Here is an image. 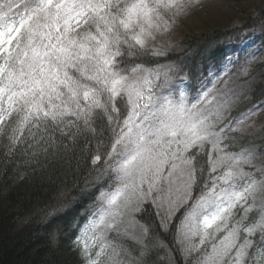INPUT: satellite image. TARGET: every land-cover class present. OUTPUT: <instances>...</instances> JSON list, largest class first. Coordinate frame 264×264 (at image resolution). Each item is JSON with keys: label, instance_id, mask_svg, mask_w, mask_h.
Wrapping results in <instances>:
<instances>
[{"label": "snow or ice", "instance_id": "snow-or-ice-1", "mask_svg": "<svg viewBox=\"0 0 264 264\" xmlns=\"http://www.w3.org/2000/svg\"><path fill=\"white\" fill-rule=\"evenodd\" d=\"M191 3L0 0V134L10 130L13 148L32 138L35 156L47 155L40 142L57 133L75 142L96 132L97 119L109 125L108 144H98L91 159L95 180L108 182V189L100 192L93 218L77 238L85 264H122L107 233L118 232L123 217L140 211L144 201L158 215L163 210L161 227L183 210L177 242L185 253H201L199 264L264 260V158L255 147L229 150L233 134L251 127L256 106L226 117L237 103L227 80L214 81L190 101L186 90L176 88L171 66L161 72L135 63L150 51L159 54L150 43ZM254 42L247 33L237 38L242 48ZM241 72L247 75L248 67ZM41 130L47 140L37 139ZM193 149L207 155L202 185L198 173L204 169L189 155ZM237 208L243 215L232 222Z\"/></svg>", "mask_w": 264, "mask_h": 264}, {"label": "trees", "instance_id": "trees-1", "mask_svg": "<svg viewBox=\"0 0 264 264\" xmlns=\"http://www.w3.org/2000/svg\"><path fill=\"white\" fill-rule=\"evenodd\" d=\"M232 23L186 34L182 44L163 43L162 47L155 42L151 48L159 54L150 51L135 63L148 68L171 66L175 78L185 79L188 91L200 94L211 86L212 73L218 74L231 54H238V60L244 62L245 56L237 49V38L244 31L260 28L259 41L264 43V9L237 8ZM246 81L251 82L250 87L227 116H238L264 102V60L251 65ZM122 112L126 115L123 108ZM94 127L95 133L85 132L75 142L57 133L47 144L40 142L47 155L41 151L35 156L37 149L29 147L36 143L32 138L13 148L8 139L10 130L0 134V264H85L75 239L81 225L96 211L100 192L108 189V182L95 180L91 159L98 144H108L111 132L106 119H97ZM41 135L47 140L42 130L37 139ZM233 135L237 139L230 151L255 147L264 153V119L242 135ZM198 151L193 149L189 155L196 156V167L204 169L202 176L198 173L202 185L208 179L207 155H197ZM180 215L161 227L164 214L158 215L150 201L142 204L135 217L148 229L144 245L129 241L138 264H196V257L188 256L177 242Z\"/></svg>", "mask_w": 264, "mask_h": 264}, {"label": "rangeland", "instance_id": "rangeland-1", "mask_svg": "<svg viewBox=\"0 0 264 264\" xmlns=\"http://www.w3.org/2000/svg\"><path fill=\"white\" fill-rule=\"evenodd\" d=\"M252 7L264 9V0H192V3L189 5V7H187L185 11L176 18L175 23L172 25V28L163 35L158 36L157 39L154 42H151L149 46L152 47L153 43L155 42L161 44L162 47L163 43L167 44V46L172 44H182L186 34H195L209 28H218L232 25V21L234 20L237 13V8ZM246 33L251 35L252 39L255 42L248 48H242L241 46L237 48L238 53L243 54V56L246 57L244 59V62L242 63L238 60V54H231L230 52L231 55L228 59L225 60L224 64L221 67V71L218 74L212 73L213 81L211 86H209V88H212L213 82L217 81L218 79L222 81L227 80V87L231 89L233 94H235L237 102L243 96H245V92L251 85L250 81H246V77L249 75L251 65H256L257 63L264 60V43L259 41V35L261 34L260 28L254 27L243 32V34ZM249 61L250 63H248ZM244 66L248 67L247 75H242L241 70ZM168 67L169 66H159L149 69L159 68L161 72H163L167 70ZM170 75L177 89L183 88L184 90H186L190 101L194 100V98L197 97L198 94L192 93L187 90V85H185L186 81L184 78H175L172 72L170 73ZM216 87L221 92L224 91L223 83H218ZM234 105H232V107ZM227 114L228 112L224 113L226 117ZM263 119L264 102L256 106V115L251 117L247 123L251 124V126H258L263 122ZM257 156L258 158H264V153L259 152L257 153ZM161 212L164 214L163 210H161ZM136 213L137 212L123 217V221L118 232L112 231L107 233L108 241L115 245L117 251L120 252V256L118 257V259L122 261V264H138L135 260L133 252L129 250V241H132L134 244L141 246H143L145 242V226L136 219ZM242 215V209L237 208L236 210H234V217L232 222L239 220ZM182 216L183 214L181 211L178 225ZM255 216V211L249 213V218L246 223L251 222ZM92 218L93 216L90 219ZM81 231L78 237L81 235ZM221 235H223V233L217 234L218 237ZM253 239L254 241H259V234L257 233L256 236L253 237ZM194 242L199 243L198 239ZM186 254L188 256H195L196 264H199L201 253L193 252L190 254ZM108 255H111V251H109ZM261 264H264V260L261 261Z\"/></svg>", "mask_w": 264, "mask_h": 264}]
</instances>
